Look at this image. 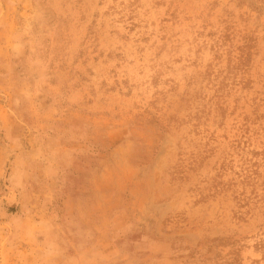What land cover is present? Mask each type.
Segmentation results:
<instances>
[{
	"label": "rangeland",
	"instance_id": "rangeland-1",
	"mask_svg": "<svg viewBox=\"0 0 264 264\" xmlns=\"http://www.w3.org/2000/svg\"><path fill=\"white\" fill-rule=\"evenodd\" d=\"M0 264H264V0H0Z\"/></svg>",
	"mask_w": 264,
	"mask_h": 264
}]
</instances>
